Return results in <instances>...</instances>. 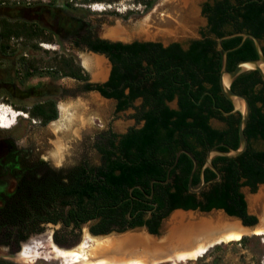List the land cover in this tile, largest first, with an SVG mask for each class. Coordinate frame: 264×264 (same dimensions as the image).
Returning a JSON list of instances; mask_svg holds the SVG:
<instances>
[{
	"label": "trees",
	"instance_id": "obj_1",
	"mask_svg": "<svg viewBox=\"0 0 264 264\" xmlns=\"http://www.w3.org/2000/svg\"><path fill=\"white\" fill-rule=\"evenodd\" d=\"M156 1L135 0V3L150 9ZM6 2L9 0H0V72H4L0 76V90L6 96L12 92L16 80L39 74V68L24 56L18 62L21 72L14 67L3 69L6 62L14 59L13 41L21 40L24 48L34 50L40 41L51 43L53 35L67 32L74 48H87L110 61L108 80L89 83L88 75L74 59L60 56L53 58L45 73L52 79L70 77L80 83L75 93L73 90L74 95L96 91L103 98L116 100L117 111L133 107L141 99L133 117L144 120V125L130 128L120 136L109 133L102 137L98 145L99 164L82 161L56 169L40 161L16 169L14 188L0 191V246L7 247L10 254L19 253L31 236L42 233L48 225L58 227L52 240L60 247L73 245L83 226H88L94 236L137 227L157 234L162 219L176 209L202 212L222 209L245 225L256 223V217L247 212L242 188L255 192L259 184H264V151L249 146L250 138L259 136L264 140V92L257 94L253 90L257 71L239 75L231 87L251 105L244 130L246 150L234 158H213L212 164L220 173L218 181H211L216 175L209 168L202 174L200 171L208 150L226 152L227 147L217 145L225 144L231 149L239 145L240 117L235 126L221 130L208 124L206 114L223 120L225 117L212 107L225 113L232 110L218 83L223 51H228L227 70L234 69L239 61L257 58L249 38L224 39L222 50L217 48V39L235 33L252 34L259 40L264 55V0L205 2L202 14L208 18V31H201L200 38L192 40L186 49L179 43L163 47L157 42L100 39L83 21L65 26L63 19L48 6L26 7L17 1L10 5ZM174 99L176 109L167 104ZM259 102L261 106H257ZM20 110L41 125L58 117L53 100L35 102ZM0 146L1 156L6 148ZM179 150H187L197 161L192 187L200 185L202 176L208 183L198 194L188 191L191 159L182 153L175 163ZM249 240L243 237L236 243L245 246ZM0 264L16 263L0 259Z\"/></svg>",
	"mask_w": 264,
	"mask_h": 264
},
{
	"label": "rangeland",
	"instance_id": "obj_2",
	"mask_svg": "<svg viewBox=\"0 0 264 264\" xmlns=\"http://www.w3.org/2000/svg\"><path fill=\"white\" fill-rule=\"evenodd\" d=\"M14 1L17 0H9L6 4L10 5ZM19 1L17 3L26 7L41 5L50 7L63 19L65 26L76 20L83 21L91 33L100 38L122 39L121 41L128 42L158 41L166 45L169 42L185 43L190 39L200 38V29L206 24L202 15V6L205 2L212 0H157L150 9H144L142 5L135 3V0H115L111 3L93 0ZM167 16L171 17L172 24L162 27L171 32L157 35L158 29H161V20ZM151 18H153L152 21H150ZM116 29H121L122 36H111ZM146 31L153 33L154 36L147 37ZM68 34L63 32L61 35H53L51 43L40 41L38 49L34 50L24 48L21 40L13 41V46L16 48L14 59L12 62L11 60L6 62L3 69L9 70L14 67L15 70H20L18 62L20 57L24 56L32 61L36 68H39V74L23 81L16 80L9 96L0 90V107L22 112L20 109L30 108L35 102L53 100L56 101L58 117L47 125H41L25 113L26 116L19 117L12 128L0 130V145L6 148L0 156V191L9 192L14 188L16 178L13 172L16 169L31 166L40 161L56 169L71 167L86 160L92 164H98L99 156L93 144L99 135L108 129L123 133L128 127L134 125L131 110L115 115L111 100L101 98L95 93L71 96L72 90L78 84L76 80L70 77L52 79L45 73L46 67L54 62L53 58L60 56L74 59V62L88 74L89 80L94 81V72L85 65L84 59L87 55H96L87 51H77L71 45ZM103 60L108 71L109 64L105 58ZM2 71L0 76L3 77ZM62 90L65 91L64 94ZM82 103L88 105L78 108V105ZM66 108L68 111L65 110ZM75 116H83V123L73 125ZM213 125L217 127L218 124L213 122ZM71 127L73 129L69 130ZM57 145L62 149L58 150ZM262 189L264 188L257 187L256 191L252 192L248 187H244L242 193L245 198L252 197L251 201H253L260 195ZM251 210L252 215L258 219L264 213V199ZM57 228L48 225L42 233L31 236L25 242L28 252L33 253L37 250L40 253L35 259L25 263L17 261L16 254H10L5 246H0V259L16 264H64L60 259L50 255L52 234ZM86 233H88V226H83L79 238L83 240ZM246 237L250 240L245 246L237 244L238 241L216 245L208 251L209 254L202 261H198L201 257L177 264H264V236H257L256 239L253 235ZM42 246H46V249Z\"/></svg>",
	"mask_w": 264,
	"mask_h": 264
},
{
	"label": "bare ground",
	"instance_id": "obj_3",
	"mask_svg": "<svg viewBox=\"0 0 264 264\" xmlns=\"http://www.w3.org/2000/svg\"><path fill=\"white\" fill-rule=\"evenodd\" d=\"M152 20L153 18L150 21ZM171 21L169 16L162 19L161 29H158L157 35L171 32L163 28L166 25H171ZM146 28L149 29L147 26ZM145 34L149 38L154 36L148 31ZM111 36H122L121 29L113 31ZM103 59L97 55H87L84 59L85 65L94 72L95 78L93 77V79L96 81L104 78L107 73V66ZM96 102L99 101L96 100ZM87 105V103H82L78 105V108H84ZM65 110L68 111L67 108ZM22 115L26 116L21 111L0 107V130L12 128ZM82 117L75 116L72 124L83 123ZM72 129L71 127L69 130ZM57 148L58 150L62 149L59 145ZM251 199L252 197L248 198V201L253 208H256L264 199V189L253 201ZM177 214L174 215L176 223L166 242L148 237L143 232L105 237H92L86 233L78 246L72 249H62L50 242V255L60 259L64 264H161L165 262L177 264L203 257L206 247L210 246L208 244L210 242L217 244L220 242L216 241L218 239L221 240L222 244L240 241L241 236L252 234L264 236V213L259 216V225L253 231L242 228L238 221L228 219L217 212L206 216ZM220 229L225 230V232L218 234ZM26 246L27 244H24L21 253H17L18 255L15 257L18 258L17 261L29 262L40 254L37 250L33 253L28 252ZM42 248L46 249V246H42Z\"/></svg>",
	"mask_w": 264,
	"mask_h": 264
},
{
	"label": "water",
	"instance_id": "obj_4",
	"mask_svg": "<svg viewBox=\"0 0 264 264\" xmlns=\"http://www.w3.org/2000/svg\"><path fill=\"white\" fill-rule=\"evenodd\" d=\"M236 36H240L242 37V41H244L246 38H249L253 41L255 49H256V53H257V58L256 59H247V60H242L239 61L234 69L232 70H227V50L223 51V55H222V67L220 70V75H219V87L221 90L222 95L224 96V98L233 106V112H239L240 113V122H239V126H238V136H239V145L237 147V149H231L229 148L228 151H220L217 150L216 148L210 149L206 155L205 158V163L202 167V171L205 168H209L215 175L216 178L214 180H212V182L218 181L220 179V173L218 172V170L214 167V165L212 164V160L213 158H215L216 156H221V157H227V158H234L237 157L239 155H241L247 148V139L244 135V130L245 127L247 125L248 119H249V115H250V105L248 100L246 99V97H244L241 94H238L236 92H234L231 89V85L233 83V81L241 74L245 73V72H249V71H257L262 80L264 81V55L262 52V48H261V44L259 42V40L252 34L249 33H235L229 36H225L222 38L217 39V47L219 50H222V46H221V41L224 39H228L231 37H236ZM112 42H116V41H120L123 43H126L128 41H121V40H117V39H109ZM94 55L100 56L102 58H105L104 55H99V54H95L93 52H91ZM109 64V63H108ZM108 77V72L106 73L105 77L100 79V80H94L93 82H104L107 80ZM220 111L224 114L227 115V113H225L223 110L220 109ZM181 153L186 154L192 161L193 163V167L189 176V180H188V191L190 193L193 194H198L200 193L208 184L207 182L204 181L203 176L201 177V183L197 188H193L192 187V178L194 173L197 170L198 164L196 159L194 158V156L186 151V150H180L176 153L175 156V163L177 162L179 156ZM258 187L264 188V184H259ZM249 198V197H248ZM248 198H245L246 204H247V212L249 215H252V210H251V204L248 201ZM221 213V215H223L224 217L228 218V219H232L235 221H238L240 226L244 229H248L253 231L258 225H259V218L257 219V222L253 225H245L241 219L234 217V216H229L224 210L222 209H212L208 212H202L200 210H183V209H176L173 210L172 212H170V214L168 216H166L164 219H162L159 229H158V233L157 234H151L147 228L145 227H137L134 229H130V230H126L124 232H111L107 235H98V236H94L92 234L89 233L88 231V235L92 236V237H105V236H110V235H122L125 233H136V232H143L145 233L148 237H152V238H156L159 241H163L166 242L168 241V235L169 233L173 230L174 224L176 223L174 220V215L179 213V214H184V215H190V214H196V215H201V216H206L209 215L211 213ZM178 215V214H177ZM222 232H225V230L220 229L218 234H221ZM253 236H261V235H255L252 234ZM243 237L246 236H241L240 239H242ZM263 237V236H261ZM264 239V237H263ZM81 239L79 238L73 245H71L70 247H60L58 245H56L53 240L52 243L55 244V246L62 248V249H72L75 248L76 246H78V244L80 243ZM216 241H220L217 244H213L212 242H210L207 246L205 251L203 253H207L211 248H213L216 245H220L221 244V240H216ZM222 244H226V243H222ZM170 252V251H169ZM168 252V253H169ZM172 253V250H171ZM17 254V253H16ZM201 258V257H200Z\"/></svg>",
	"mask_w": 264,
	"mask_h": 264
},
{
	"label": "flooded vegetation",
	"instance_id": "obj_5",
	"mask_svg": "<svg viewBox=\"0 0 264 264\" xmlns=\"http://www.w3.org/2000/svg\"><path fill=\"white\" fill-rule=\"evenodd\" d=\"M203 15V14H202ZM204 19H205V21H206V24H205V27L204 28H202V29H200V32L201 31H203V32H207L208 31V18L204 15ZM200 32H199V34H200ZM97 37V36H96ZM98 38H100V37H98ZM100 39H104V38H100ZM104 40H108V39H104ZM192 40H194V39H190V40H188L187 42H185V43H180V42H169V43H167L166 45L164 44V43H161V42H158V41H138V40H133V41H138V42H157V43H160L163 47H167V46H169L170 44H172V43H179L181 46H182V48L183 49H186L187 47H188V45L190 44V42L192 41ZM110 41V40H109ZM133 41H129V42H126V43H131V42H133ZM118 42H120V41H118ZM123 43V42H122ZM218 48V47H217ZM76 49V48H75ZM77 51H87V52H89V53H91V51H89L87 48H83V49H76ZM96 54V53H95ZM100 55V54H99ZM105 59L107 60V62L109 63V69H108V77H109V75H110V71H111V67H112V65H111V63H110V61L105 57ZM227 68V67H226ZM88 75V74H87ZM220 75V74H219ZM108 77H107V80H108ZM260 79V80H259ZM106 80V81H107ZM89 81V83H100V82H93V81H90V80H88ZM106 81H104V82H106ZM234 82V81H233ZM78 83V82H77ZM103 83V82H102ZM218 83H219V79H218ZM81 84L80 83H78L75 87H74V93H75V91H76V89L80 86ZM231 87H232V85H231ZM220 88V87H219ZM73 90H72V94H71V96H74V93H73ZM253 90H254V93H257V94H259L260 92H264V81L262 80V78H261V76H260V74L258 73V75H255V82H254V84H253ZM235 92V91H234ZM88 93H95V94H98L101 98H103L98 92H96V91H88V92H81V93H78V94H88ZM236 93H238V94H240V92L237 90L236 91ZM63 94V93H62ZM222 94V93H221ZM77 94H75V96H76ZM244 96V95H243ZM224 97V96H223ZM245 97V96H244ZM104 99H106V98H104ZM247 99V98H246ZM106 100H111L112 102H113V104H114V109H113V111H114V114L116 115V114H118V113H120V112H125V111H128V110H131L132 111V114H131V118L133 119V121H134V125L133 126H130V127H128L123 133H116V132H114L112 129H108V130H106V131H104L102 134H100L99 135V137L96 139V141H95V143L93 144V148H94V150L97 152V154H98V156H99V160H100V154H99V152H98V145L100 144V141L102 140V137H104V136H106V135H108L109 133H113V134H116V135H118V136H120V135H123V134H125L130 128H135V129H138V128H141L143 125H144V120H140V121H137V119L135 118V117H133V115L135 114V112H136V109L135 108H137L139 105H140V103H141V99H138L134 104H133V107H130V108H127L126 110H122V111H117V109H116V107H117V101L116 100H114V99H106ZM248 100V99H247ZM249 102V101H248ZM167 104H168V106L170 107V108H172V109H176L177 108V99H174L173 101H171V102H167ZM173 105V106H172ZM249 105H250V103H249ZM262 105V103L261 102H259L258 104H257V106H261ZM232 106V105H231ZM213 108V111H215V112H220L224 117H225V119H223V120H221V119H219L218 118V116L217 115H212V114H208L207 112H206V114H207V116H208V124L209 125H211L213 128H215V129H221V130H224V129H228L229 128V126H235V124H236V121H237V119L240 117V113L239 112H233V106H232V110L231 111H229V112H227V115H224L221 111H220V109L221 108H219V107H216V106H213L212 107ZM222 110V109H221ZM250 115H251V105H250ZM250 115H249V117H250ZM241 119V118H240ZM213 122H215V123H217L218 125H217V127H215L214 125H213ZM240 122V121H239ZM238 126H239V124H238ZM118 140V139H117ZM219 145H221V146H224V147H227V149H229L230 147L229 146H227V145H225V144H218L217 146H219ZM247 145H248V143H247ZM249 146L250 147H252V148H254L255 150H258V151H264V140L263 139H261L259 136H256L255 138L253 137V138H250L249 139ZM213 149V148H212ZM180 151V150H179ZM187 151V150H186ZM209 151V150H208ZM208 151H207V153H208ZM207 153H206V155H207ZM182 154V153H181ZM206 155H205V158H206ZM86 162H88V163H90L89 161H87L86 160ZM81 163V162H80ZM205 163V162H204ZM79 164V163H78ZM78 164H76V165H78ZM90 164H92V163H90ZM99 164V163H98ZM203 167V166H202ZM202 167H201V174L202 173H204V171H205V169L203 170V172H202ZM204 175V174H203ZM215 179V178H214ZM214 179H212V180H214ZM211 180V181H212ZM254 216V215H253ZM256 222H257V218H256ZM263 236V235H262ZM24 244H26V243H24ZM24 244H23V246H24ZM23 250V249H22ZM19 253H21V252H19ZM18 253V254H19ZM18 254H16V256L18 255Z\"/></svg>",
	"mask_w": 264,
	"mask_h": 264
},
{
	"label": "built area",
	"instance_id": "obj_6",
	"mask_svg": "<svg viewBox=\"0 0 264 264\" xmlns=\"http://www.w3.org/2000/svg\"><path fill=\"white\" fill-rule=\"evenodd\" d=\"M17 1H19V0H17Z\"/></svg>",
	"mask_w": 264,
	"mask_h": 264
}]
</instances>
